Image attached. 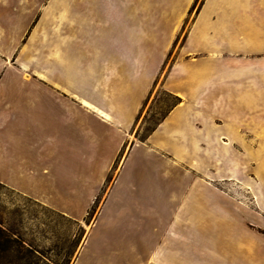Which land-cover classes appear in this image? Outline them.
I'll list each match as a JSON object with an SVG mask.
<instances>
[{"label": "rangeland", "instance_id": "1", "mask_svg": "<svg viewBox=\"0 0 264 264\" xmlns=\"http://www.w3.org/2000/svg\"><path fill=\"white\" fill-rule=\"evenodd\" d=\"M127 1L73 0V16L88 18L84 31L92 55L104 46L106 57H111L114 32L118 27L129 30V23L114 20L129 13ZM132 1L141 12L138 20L148 12L147 24L137 22L136 31L152 33L154 55L169 48L162 73L107 175L117 145L112 131L94 118L86 119L73 105L56 102L44 90L35 93V99L27 90L18 99L11 96V89L3 95L10 105L19 104L22 118L21 128L17 129V120L8 131L7 159L0 164V178L7 181V186L0 183V227L16 241L11 249H0V264H95L97 260L101 264H150L151 258H161L164 264H264V183H232L228 168L215 174L208 167L205 144L197 152L193 147L178 152L171 147V139L170 150L163 156H179L182 166L169 167L168 177L162 175L164 166L144 148L134 149L103 207L130 149L151 145L150 137L175 108L171 109L178 97L166 89L164 81L203 2L193 0L187 8L189 0ZM68 9L59 5L39 9L31 23L39 19V27L22 59L29 58L26 61L47 73L50 26L56 15ZM59 20L63 19L57 23L62 27ZM20 21L5 36L4 46L9 49L17 45L26 28V17ZM76 45L63 51L85 59L84 49ZM33 51L38 52L34 62L29 61ZM80 63L70 64L77 67ZM56 64L53 78L63 85V63L58 60ZM70 76L74 80L71 91L82 93L79 71L72 68ZM10 78L19 79L11 73ZM245 170L254 174L251 166Z\"/></svg>", "mask_w": 264, "mask_h": 264}, {"label": "crops", "instance_id": "2", "mask_svg": "<svg viewBox=\"0 0 264 264\" xmlns=\"http://www.w3.org/2000/svg\"><path fill=\"white\" fill-rule=\"evenodd\" d=\"M192 1L189 0L187 8ZM73 3V0H0V164L7 159L8 131L17 120V129L21 128L19 118H22L17 111L19 104L10 105L3 100V95L11 89V96L18 99L27 90V95L33 94L35 99V93L44 90L56 102L79 109L86 119H96L117 137L115 155L105 172L107 175L119 150L130 137L155 80L162 73L169 45L156 56L152 50V33L136 31L137 22L147 24V10L138 20V4L132 0L124 4L130 7L129 13L119 14L114 20L129 23V30L120 31L118 27L113 36V53L106 57L104 46L98 47L94 55L90 52L88 33L84 31L88 18L76 13L74 17ZM58 5L69 9L60 17L56 15L54 26H50L52 33L46 40L49 58L46 73L45 69L26 61L29 58L22 59L21 56L27 47L30 48L31 36L39 27V19L31 26L39 9ZM184 13L176 22L181 21ZM25 17L26 28L17 45L12 49L5 47L8 29ZM59 18L63 19L59 20L63 22L62 27L57 24ZM168 41L166 38L165 42ZM75 43L76 47L84 49L85 59L81 54L71 53L70 56L63 51ZM37 53L33 51L29 61L34 62ZM63 54L66 56L64 62ZM58 60L64 64L61 67L66 77L63 85L53 78ZM80 60L79 66H71V62L74 65ZM72 68L75 73H80V94L71 91ZM10 73L17 74L19 79H11ZM164 85L181 101L152 134L151 145H134L130 149L103 207L134 149L144 148L149 157L164 166L163 177H168L169 167L182 166L179 156L176 159L163 156V152L170 150L171 139L174 141L171 147L178 152L190 147L197 152L203 144L207 145L209 169H214L217 174L222 168H228L226 171L231 173L232 183H264V0H203L178 49L176 61L167 72ZM179 139L182 141L178 142ZM193 162L199 165L198 161ZM248 166L254 174L246 172ZM0 183L6 185L7 181L1 177ZM166 237L170 239L168 230ZM147 262L164 264L161 258L155 261L151 258ZM75 264H79L78 261ZM95 264H101L100 260Z\"/></svg>", "mask_w": 264, "mask_h": 264}, {"label": "trees", "instance_id": "3", "mask_svg": "<svg viewBox=\"0 0 264 264\" xmlns=\"http://www.w3.org/2000/svg\"><path fill=\"white\" fill-rule=\"evenodd\" d=\"M174 99H175L176 103L173 105V107L171 109L176 107L180 102L178 98H174ZM171 109H170V111H171ZM163 120H164V117L162 119H160L158 121V123H156L155 126L149 130V132H153ZM88 216H89V214H88ZM15 243H16V241H12L8 236H6V234L4 233V231L0 227V249H3V248L6 250L11 249L12 247H14L13 244H15Z\"/></svg>", "mask_w": 264, "mask_h": 264}]
</instances>
